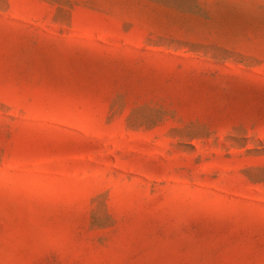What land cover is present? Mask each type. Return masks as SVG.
Masks as SVG:
<instances>
[{
  "label": "rangeland",
  "instance_id": "1",
  "mask_svg": "<svg viewBox=\"0 0 264 264\" xmlns=\"http://www.w3.org/2000/svg\"><path fill=\"white\" fill-rule=\"evenodd\" d=\"M0 264H264V0H0Z\"/></svg>",
  "mask_w": 264,
  "mask_h": 264
}]
</instances>
